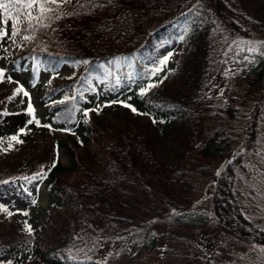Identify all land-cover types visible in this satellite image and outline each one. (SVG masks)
<instances>
[{
  "label": "trees",
  "instance_id": "16d2710c",
  "mask_svg": "<svg viewBox=\"0 0 264 264\" xmlns=\"http://www.w3.org/2000/svg\"><path fill=\"white\" fill-rule=\"evenodd\" d=\"M24 11L18 34L11 35L19 45L5 54L3 75L23 72L35 85L41 68L56 75L66 64L75 66L80 76L66 83L69 98L50 108L46 123L67 130L82 126L85 145L72 148L71 167L59 161L61 143L45 154L32 149L31 166L19 168L17 158L6 162L0 202L42 182L52 213L49 237L32 245V257L25 240L6 239L0 225V264L21 254L35 259L28 264H137L131 251L147 245L155 223L194 226L189 210L200 175L216 170L213 222L256 255L245 264H264V211L251 206L253 171L244 155L257 152L264 139V0H74L31 21ZM174 38L186 44L171 82L140 102L177 145V164L162 151L153 122L127 108L110 118L92 116L85 98L96 91L94 83L109 82L112 96L149 78L159 60L157 46ZM236 38L257 45L236 49L245 75L235 72L236 84L218 91L216 74ZM13 100L0 90V148L7 131L30 116L20 104L9 113ZM261 177L264 182V171Z\"/></svg>",
  "mask_w": 264,
  "mask_h": 264
},
{
  "label": "rangeland",
  "instance_id": "374dc122",
  "mask_svg": "<svg viewBox=\"0 0 264 264\" xmlns=\"http://www.w3.org/2000/svg\"><path fill=\"white\" fill-rule=\"evenodd\" d=\"M65 5L67 3L47 4L46 7L51 9L60 7L61 10H64ZM31 11L33 14L39 13L38 8ZM0 27H6L8 32L7 36L0 38V70H3L6 65L5 54L16 49L19 43L11 39L13 33L12 20H8L6 26L0 25ZM20 44L26 47L25 41L20 42ZM185 44V41L177 38L159 44L155 51V56L159 60L149 78L141 82H132L127 90L120 88L116 94L110 96L109 82L100 85L94 83L97 88L96 91L85 95L86 112L92 116L100 115L103 118H110L113 117L114 112L121 115L124 108L130 111L135 108L134 113L139 115L142 120L151 121L156 125L159 130L162 151L174 164L178 162L176 157L177 145L172 142L169 134L161 128V122L144 110L140 100H146L148 93L171 82L169 73L178 67ZM246 44L251 51L257 42L256 40L247 42L240 38L233 40L221 71L216 74L214 80L218 91L226 90L236 84L233 80L235 72L239 77L245 75L246 68L238 63L235 55L236 49L244 48ZM167 67H171V69L169 70ZM116 74L122 75L121 67L116 69ZM79 76L80 71L75 66L66 64L56 75H50L41 68L35 85H32L30 79L19 71H11L0 77V90L14 98L7 107L9 113L19 111L16 104L24 106L28 112L29 105L33 109L31 113L29 112V118L12 130L7 131L0 148V172L7 166L6 162L14 163L15 158H17L16 165L19 168H23L25 165L31 166L35 159L32 149L36 148L39 153L45 154L46 149L56 143L62 144L59 150L61 165L63 167L72 166V148L79 150L85 145L84 129L82 126H77L73 130L59 126H48L46 114L57 101L63 103L69 98V88L66 83L77 79ZM150 85L153 87H149ZM53 90L56 92L48 97V94ZM124 105H129V107ZM263 117L264 103L261 104L260 119ZM14 136L17 138L16 140L12 139ZM260 143L262 146H259L257 152L245 151L244 155L246 163L253 171L249 180L254 191L251 193L253 196L251 206L254 210L264 211V182L261 177V173L264 171V139L260 140ZM14 150L18 154H14L12 152ZM210 164L211 166L216 165L214 162ZM217 176V170L208 175H200L198 188L193 196L194 201L189 210L193 214L191 219L196 225L194 224L190 228L175 229L163 222L155 223L153 235L147 245L134 247L131 251L137 264H245L246 260L256 257L246 245L222 233L219 226L213 222L211 187ZM27 193L15 192L11 199L0 202V225L4 227L6 239H24L26 249L29 250L32 257V245L49 237L52 200L49 187L42 182L37 185L31 184L27 188ZM199 212L206 215L205 220L201 218ZM29 262L34 263L35 259H30L28 254H21L7 264H28Z\"/></svg>",
  "mask_w": 264,
  "mask_h": 264
},
{
  "label": "snow or ice",
  "instance_id": "6c2138e0",
  "mask_svg": "<svg viewBox=\"0 0 264 264\" xmlns=\"http://www.w3.org/2000/svg\"><path fill=\"white\" fill-rule=\"evenodd\" d=\"M70 0H0V25L6 26L8 24V20H12V29H13V35L18 34L17 26L20 23V20L25 14L24 10H27L26 14L31 21L32 19L42 20L44 18V14L48 12H52L53 9L46 7L47 4H60V3H69ZM38 8L40 15L39 16H33L32 9ZM15 9V14H12V10ZM8 32L6 30V27H0V38H3L4 36H7ZM30 37L25 36L24 39H29ZM167 60V58H165ZM0 76H3V71L0 70ZM149 87H153V85H150ZM20 91H23V89H20ZM24 95H27V93H24ZM125 107H129V105H124ZM29 112L31 113L33 109L31 108V105H29ZM133 112L136 111L135 108L132 109ZM87 115V113H85ZM13 140H16L17 138L14 136L12 137ZM55 166V164H53ZM29 231L31 229L29 228Z\"/></svg>",
  "mask_w": 264,
  "mask_h": 264
}]
</instances>
